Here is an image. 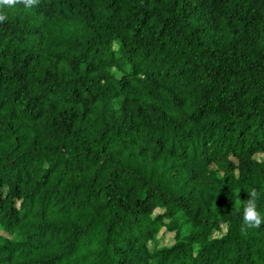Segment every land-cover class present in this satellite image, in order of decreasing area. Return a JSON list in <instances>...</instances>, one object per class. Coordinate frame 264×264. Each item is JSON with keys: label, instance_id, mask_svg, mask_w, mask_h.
Returning <instances> with one entry per match:
<instances>
[{"label": "trees", "instance_id": "obj_1", "mask_svg": "<svg viewBox=\"0 0 264 264\" xmlns=\"http://www.w3.org/2000/svg\"><path fill=\"white\" fill-rule=\"evenodd\" d=\"M0 11V264H264V0Z\"/></svg>", "mask_w": 264, "mask_h": 264}, {"label": "clouds", "instance_id": "obj_2", "mask_svg": "<svg viewBox=\"0 0 264 264\" xmlns=\"http://www.w3.org/2000/svg\"><path fill=\"white\" fill-rule=\"evenodd\" d=\"M38 4V0H0V9L5 7L14 8L17 5H23L24 8H32ZM7 20V14L0 11V24ZM249 199L243 204V225L241 231L246 233L248 229H258L264 224V216H261L257 210L258 192L252 189Z\"/></svg>", "mask_w": 264, "mask_h": 264}]
</instances>
